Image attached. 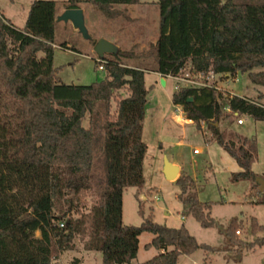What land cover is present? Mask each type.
Masks as SVG:
<instances>
[{
    "label": "trees",
    "instance_id": "trees-1",
    "mask_svg": "<svg viewBox=\"0 0 264 264\" xmlns=\"http://www.w3.org/2000/svg\"><path fill=\"white\" fill-rule=\"evenodd\" d=\"M81 3L114 19L122 16L117 6L140 2L69 0L66 10L80 9ZM158 7L156 42L139 55L119 50L103 60L108 76L90 86L62 83L53 65L55 2H34L24 29L0 15V264H59L74 249L88 219L87 249L101 253L103 264H130L138 255L143 233L154 236L146 248L159 252L144 264H178L181 256L198 250L214 253L243 245L237 219L219 230L227 241L223 249L198 243L184 226L167 228L150 219L139 227L123 223L125 189H141L145 184L143 122L148 102L145 70L129 67L124 60L151 59L154 72L163 78L186 69L227 79L247 74L253 85L264 88V3L159 0ZM98 102L105 105L106 180L84 214L91 191L97 132L92 125ZM172 103L199 129L206 127L212 141L240 168L230 181L250 182L256 203L264 205V190L260 191L252 170L256 140L229 133L221 124L228 121L230 126L235 114L264 121V93L252 99L216 88H182L174 92ZM87 115L89 128L83 126ZM175 182L187 216L204 229L216 227L210 216L212 204L199 200L196 181L183 174ZM252 228L263 229L255 219Z\"/></svg>",
    "mask_w": 264,
    "mask_h": 264
},
{
    "label": "rangeland",
    "instance_id": "rangeland-1",
    "mask_svg": "<svg viewBox=\"0 0 264 264\" xmlns=\"http://www.w3.org/2000/svg\"><path fill=\"white\" fill-rule=\"evenodd\" d=\"M41 0H0V15L4 16L18 29H24L32 4ZM56 3L57 19L66 11L69 0H42ZM159 0H139L138 5L117 6L122 16L114 19L106 18L93 5L81 3L84 12L85 26L90 39H85L69 22L55 21V38L53 65L59 69L60 81L67 85L90 86L104 81L108 74L100 70V62L113 58L106 55L101 59L95 53V45L101 39L120 45L123 50L130 47L136 54L147 52L150 44L158 37ZM226 1V0H223ZM236 3H264V0H233ZM140 49V50H139ZM142 50V51H141ZM129 67L145 70V85L148 91L145 120L143 122V142L147 145L143 172L145 184L143 188L128 187L123 195L122 219L126 226H141L150 219L156 224L172 229L184 226L195 237L198 243L211 247L225 248L227 241L219 233L231 224L233 219L241 222L238 228L243 245L219 252L198 250L191 256H181L178 264H264V205L256 203L257 198L251 192V183L241 181L232 183L231 174L240 168L236 162L215 142L203 125L201 129L192 122L180 124L173 117L177 109L172 103L176 83L167 78L162 86L160 77L154 72L153 60H124ZM237 79V81H235ZM219 92L229 90L233 95L246 98H258V91L263 87L253 85L247 74H238L235 78L216 76L212 79ZM118 97L119 93L117 94ZM116 102H112L114 110ZM105 105L96 104L93 128L96 136L93 140V167L91 191L85 201L86 209L94 204L100 191L105 186L106 163L104 147L106 131L103 128ZM243 125H238V118L228 126L223 121L222 127L229 133L256 140L257 158L252 166L255 179L264 180V121H256L250 116L242 115ZM90 115L83 120L85 128L90 127ZM195 149L202 153L194 154ZM165 158L180 165V175H189L196 181L199 200L211 203L210 216L216 227L204 229L192 217L187 216L186 207L178 196L180 186L174 181L166 180L162 170ZM145 200H142V196ZM74 218H80L74 215ZM255 219L262 230L256 232L252 228ZM37 236L39 234L37 233ZM91 237L90 221H86L84 231L74 241V249L66 252L59 264H103V256L99 252L87 249ZM153 235L143 233L139 237L137 257L130 264H144L151 260L158 251L147 249ZM249 244L255 247L249 249Z\"/></svg>",
    "mask_w": 264,
    "mask_h": 264
},
{
    "label": "water",
    "instance_id": "water-1",
    "mask_svg": "<svg viewBox=\"0 0 264 264\" xmlns=\"http://www.w3.org/2000/svg\"><path fill=\"white\" fill-rule=\"evenodd\" d=\"M58 22H71L74 28L79 31L85 39H90L87 28L85 26L84 12L82 9H68L57 19ZM119 47L106 39H101L95 45V53L104 59L106 55H117ZM162 86H165V79H161ZM192 101V99H190ZM166 180L174 182L179 178L180 168L165 158L163 170ZM256 183L260 186V191L264 190V180L256 179Z\"/></svg>",
    "mask_w": 264,
    "mask_h": 264
},
{
    "label": "built area",
    "instance_id": "built-area-1",
    "mask_svg": "<svg viewBox=\"0 0 264 264\" xmlns=\"http://www.w3.org/2000/svg\"><path fill=\"white\" fill-rule=\"evenodd\" d=\"M99 69L105 70L104 61L100 62ZM216 76H220V75H215L212 72L208 74L197 73V72L192 71L191 69H186L181 74L174 76V77H168V78H171L175 81L176 83L175 91H178L182 88H196V89L216 88L218 90L219 88L214 86L212 82V79ZM164 79H167V78H164ZM235 81H237V79ZM176 107L177 109L173 112L174 116L178 118L180 122H182L186 118V116L181 107L179 106H176ZM235 117L238 118L237 120L238 125H243L244 120L240 119L238 114H235ZM200 153L201 152L199 149L194 150L195 155L200 154ZM237 234L239 235L238 231H237Z\"/></svg>",
    "mask_w": 264,
    "mask_h": 264
},
{
    "label": "crops",
    "instance_id": "crops-1",
    "mask_svg": "<svg viewBox=\"0 0 264 264\" xmlns=\"http://www.w3.org/2000/svg\"><path fill=\"white\" fill-rule=\"evenodd\" d=\"M156 40H157V38H156ZM156 40H155V42H156ZM118 47H119V49L120 50H123L122 48H121V46L120 45H117ZM131 49H128V48H126L125 50H135L136 48H134V47H130ZM140 50V49H139ZM142 51V50H141ZM158 76L160 77V81H161V76L158 74ZM165 84H166V79H165ZM227 92H229L230 94H232L233 95V93L232 92H230L229 90H226ZM258 91V93H264V91L262 90V91H260V90H257ZM259 95V94H258ZM253 99V98H252ZM173 117L177 120V122L178 123H180V124H191L193 121H191V120H188V119H184L182 122H180V120L178 119V118H176L175 116H174V114H173ZM200 150V152L202 153V150L201 149H199ZM225 152V151H224ZM200 153V154H201ZM197 155H199V154H197ZM175 164V163H174ZM176 165L177 166H179V168H180V165L179 164H177L176 163ZM142 196V200H145V197L143 196V195H141Z\"/></svg>",
    "mask_w": 264,
    "mask_h": 264
}]
</instances>
